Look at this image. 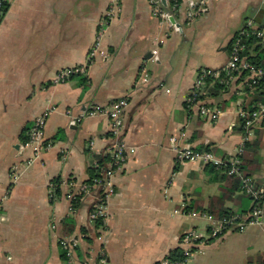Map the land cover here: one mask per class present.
Returning <instances> with one entry per match:
<instances>
[{
    "label": "crops",
    "instance_id": "0c3cea01",
    "mask_svg": "<svg viewBox=\"0 0 264 264\" xmlns=\"http://www.w3.org/2000/svg\"><path fill=\"white\" fill-rule=\"evenodd\" d=\"M203 1L208 11L189 23L191 5L183 0L171 25L153 15L152 0L11 3L0 25V264H69L60 245L68 237L78 242L72 264H160L183 251L181 239L191 231L205 245L187 264L264 263L262 226L212 239L207 219L190 215L244 216L253 201L224 172L177 163L171 141L221 160L242 149L244 174L264 191V127L256 125L250 133L240 128L239 111L259 99L246 76L238 75L227 90H215L214 82L203 86V104L222 110L217 121L187 105L199 75L228 64L232 43L249 21L264 31V0ZM114 3L122 13L103 41L108 57L88 68L87 84L75 78L53 85L60 71L87 63L99 23ZM248 56L256 52L251 48ZM143 70L151 78L147 83L141 82ZM120 99L129 101L122 139L136 152L115 175L109 218L93 223L98 189L72 214L66 189L53 202L51 184L58 178L88 183L92 165L109 160L118 143L109 120L86 118L77 126L70 121ZM45 112L44 138L52 146L24 167L33 152L22 139ZM182 209L185 215L175 213ZM68 221L71 233L65 231Z\"/></svg>",
    "mask_w": 264,
    "mask_h": 264
},
{
    "label": "built area",
    "instance_id": "2783aa9c",
    "mask_svg": "<svg viewBox=\"0 0 264 264\" xmlns=\"http://www.w3.org/2000/svg\"><path fill=\"white\" fill-rule=\"evenodd\" d=\"M14 0H0V25L6 15V12ZM183 0H152L153 15L162 22L170 24L175 20V14L180 10ZM190 3L191 10L187 13V21L192 23L197 17L205 14L208 9L206 2L203 0H184ZM122 7L119 3L112 4L107 10L104 18L99 23V29L96 40L91 47L87 63L85 65L69 68L60 71L53 79V85H61L71 81L77 76H86L88 68L100 58H107L108 54L103 49V41L107 34L110 25L121 15ZM256 39L258 45L264 48V31L256 28L253 22L249 21L245 28L236 36L231 46V57L228 64L221 71H204L199 75L194 91L187 99V105L190 109H195L199 116L210 121H217L222 115V110L218 107H212L203 104L201 96L204 86V79L212 77L219 80L224 73L232 83L233 80L242 73H247L248 85L252 89H256L260 81L264 79V70L256 67L248 61L245 53L248 51L247 41ZM141 82L147 83L150 81V76L146 71H142ZM129 101L120 99L107 107L93 106L91 109L78 117H72L71 126H77L86 118L106 117L110 122V134L118 140L117 145L113 148L109 160L103 161L100 165L95 163L92 168L96 170L95 176L84 184H79L75 181H63L62 189H66L65 197L70 202V212L75 213V203L81 202L84 197L91 194L94 189H98L99 195L96 202L91 207L90 220L93 223H105L109 218V202L116 195L115 175L121 170L136 150L128 146L122 139L125 130V113L128 108ZM49 118V113L45 112L37 117L31 128L29 129V142L27 147L32 149V157L27 160L24 167L31 166L37 161L41 154L48 150L52 144L44 138V131ZM239 120L244 131H252L253 127L260 125L264 127V104H258L252 109H241L239 111ZM175 145L177 163H201L205 166H212L217 170H221L229 176H236L242 180V192L253 198V208L244 216L233 215L221 220L215 219L209 214L191 213L192 217H203L207 219L209 224V236L212 239H219L232 231H244L250 226L259 225L264 229V211L260 207L259 202L263 199L264 191L257 188L255 183L250 178L244 176L242 171L241 155L243 150H239V155L228 160L217 158L212 152H196L190 149H180L176 146V139L171 140ZM63 158L66 154L63 153ZM20 166H15L12 169V176L15 177L19 172ZM54 189H51V198H54ZM176 214H184L185 209L176 211ZM188 214V213H187ZM2 204L0 202V220L2 219ZM61 249L69 264L75 256V251L78 242L73 237L64 238L60 242ZM205 245L204 239L195 231H191L184 235L181 239V247L183 249L184 261L163 260L160 264H187L192 258L195 250L198 247Z\"/></svg>",
    "mask_w": 264,
    "mask_h": 264
},
{
    "label": "trees",
    "instance_id": "16d2710c",
    "mask_svg": "<svg viewBox=\"0 0 264 264\" xmlns=\"http://www.w3.org/2000/svg\"><path fill=\"white\" fill-rule=\"evenodd\" d=\"M247 44H248V51H249V49L252 48L254 50V52H256V56L255 57L248 56V51L245 53V56L247 57L248 61L251 62L256 67L261 68V69L264 70V48L261 47L260 45H258V41L256 39H250V40H248L247 41ZM242 75L244 77L245 76L247 77V73H242ZM75 78H80L84 84H87V82H88V80L86 79V76H77V77H74L73 79H75ZM212 82H214V88H215V90H218V91L227 90L228 87L231 84V83H229V80H228V78L226 77V75L224 73L221 75V78L219 80H215L212 77H206L204 79V85L210 84ZM256 89L258 90L257 96L259 97V99H258L257 102H254V104L252 106H250L248 109H252L254 106H257L258 104H264V79L260 81V83H259V85L257 86ZM240 128L243 129V127L241 125V122H240ZM28 133H29V130H27V136L26 137H23V139H22L24 144H27L29 142ZM61 133L62 132H59L58 133L57 138H60ZM245 159H246V154L243 151V153L241 155L243 174H244V170H245L244 169V162L243 161ZM102 163L103 162H99L100 165ZM214 170H216V168H214ZM221 172H223V171H221ZM89 173H90V180H91L95 176L96 170L91 167L90 170H89ZM224 174L226 176L230 177V178L236 179L239 182L240 189H242V180H241V178L236 177V176H229L226 173H224ZM244 176L247 177V178H250V177L246 176L245 174H244ZM61 185H62V182H61V179H59V178L58 179H55L52 182V184H51L52 189H54V196H55L53 198V202L55 200L60 199L62 197V195H63V190H62ZM258 187H260V186H258ZM250 198L253 201V198L252 197H250ZM259 204H260V207L264 211V194H263V199L259 202ZM79 205H80V202L75 203V207L76 208H78ZM253 206H254V204H253ZM186 211L189 212L190 211V208H188ZM210 215L213 216L217 220H221L223 218H227V217L233 216V214H230V213H225V214H223V215H221L219 217H216V216H214L212 214H210ZM64 227H65V231L67 233H71L73 231V225H72V223L70 221L66 222L65 225H64ZM167 259H169L170 261L182 262V261H184L185 258H184L183 251H181L180 249H177L173 253H171V255H169L167 257Z\"/></svg>",
    "mask_w": 264,
    "mask_h": 264
}]
</instances>
